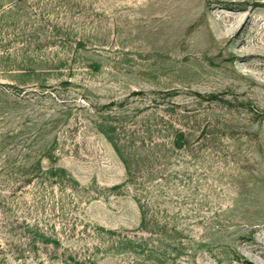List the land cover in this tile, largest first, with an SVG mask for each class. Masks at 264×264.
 <instances>
[{"label": "rangeland", "instance_id": "374dc122", "mask_svg": "<svg viewBox=\"0 0 264 264\" xmlns=\"http://www.w3.org/2000/svg\"><path fill=\"white\" fill-rule=\"evenodd\" d=\"M0 264H264V0H0Z\"/></svg>", "mask_w": 264, "mask_h": 264}]
</instances>
